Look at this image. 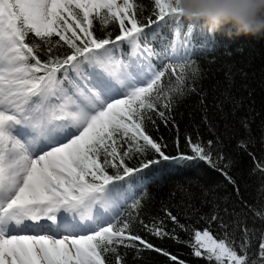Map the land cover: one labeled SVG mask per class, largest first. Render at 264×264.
Instances as JSON below:
<instances>
[{
    "label": "snow or ice",
    "instance_id": "6c2138e0",
    "mask_svg": "<svg viewBox=\"0 0 264 264\" xmlns=\"http://www.w3.org/2000/svg\"><path fill=\"white\" fill-rule=\"evenodd\" d=\"M150 3L151 10L143 0H0V264H128L121 249L170 255L134 232L133 224L178 240L175 228L144 224L138 213L121 218L117 210L131 198L122 182L161 160L204 161L239 194L219 136L206 143L186 137L191 154L170 156L147 129L156 118L167 125L179 102L199 94L200 79L199 66L190 67L188 51L178 50L175 38L160 49L149 43L158 27L172 23L179 31L178 0ZM94 21L101 28L115 23L119 34L98 38ZM187 27L191 35L195 26ZM60 42L69 50L63 55L55 51ZM125 43L127 62L115 54ZM85 65L93 71H82ZM226 77L231 81L230 72ZM223 96L218 109L230 105L234 113L240 102L228 92ZM239 146L247 149L248 142ZM150 150L157 159L127 164L134 153ZM255 171L264 195V162L257 161ZM203 195L211 208L197 222L203 228L181 224L165 209L176 227H191L193 254L214 264H264V203L246 205L261 222L257 228L235 210L221 209L214 194L210 201L208 192ZM140 206L134 199L133 211ZM64 214L79 217L82 231L58 236L53 229Z\"/></svg>",
    "mask_w": 264,
    "mask_h": 264
},
{
    "label": "trees",
    "instance_id": "16d2710c",
    "mask_svg": "<svg viewBox=\"0 0 264 264\" xmlns=\"http://www.w3.org/2000/svg\"><path fill=\"white\" fill-rule=\"evenodd\" d=\"M143 3L151 10L150 0H143ZM147 15L148 12H145V16ZM187 25L188 22L182 18L178 32L172 23L158 27L155 36L149 38V43L160 49L175 38L178 50L188 51L190 67L198 65L200 69L199 94H191L179 102L167 125L156 118V123H148L147 129L170 156H176L178 151L191 154L186 137L206 143L219 136L223 142L222 151L232 161L229 175L236 181L239 194L221 172L199 160H161L142 172L127 177L122 183L131 198L119 208L121 218H127L128 213L133 216L138 213L139 220L144 224L163 221L165 231L172 232L175 228V234L179 237L178 240L169 236L158 237L139 222H135L134 232L154 248L167 251L170 255L166 256L153 249H142L139 253L135 249H121L127 253L128 264H178L181 260L184 264H214L205 257L193 254L190 246L191 227L188 231L179 229L165 213V209H168L178 216L181 224L203 228L205 224L202 221L197 222L200 216L211 211L210 204L203 195L205 192L209 193L208 201L212 200L214 194L220 198L221 209L227 207L229 212L235 210L242 220H246L248 226L261 227V222L246 205L259 207L260 203H264V195L258 192L261 173L254 172L257 161L264 162V39L241 36L228 40L221 34L209 35L199 26H195L191 35H187ZM94 31L98 38L111 35L114 39L119 34L118 25L115 23L101 28L94 21ZM30 38L36 39L31 34ZM52 39L55 41L58 37ZM60 45L55 49L59 54L69 51L63 42ZM115 54L118 58L127 60L131 55L129 46L126 43L118 46ZM82 71L86 73L93 69L85 65ZM229 72L231 81L226 77ZM225 92L240 102L234 113L230 105H226L223 112L217 107V103L224 99ZM242 120L248 122V129L242 126ZM241 140L248 142L247 149L239 146ZM149 159H157L151 150L146 154L134 153V158L126 162L135 168ZM134 199L141 201V206L136 211L131 207ZM189 206H194L195 210ZM244 213H247L246 217ZM221 214L226 220L230 219L228 214ZM212 228L215 232L221 231L216 225H212ZM236 234L240 235L238 231ZM171 256H176L177 261H172Z\"/></svg>",
    "mask_w": 264,
    "mask_h": 264
},
{
    "label": "clouds",
    "instance_id": "9594fccd",
    "mask_svg": "<svg viewBox=\"0 0 264 264\" xmlns=\"http://www.w3.org/2000/svg\"><path fill=\"white\" fill-rule=\"evenodd\" d=\"M181 16L209 35L264 39V0H178Z\"/></svg>",
    "mask_w": 264,
    "mask_h": 264
},
{
    "label": "rangeland",
    "instance_id": "374dc122",
    "mask_svg": "<svg viewBox=\"0 0 264 264\" xmlns=\"http://www.w3.org/2000/svg\"><path fill=\"white\" fill-rule=\"evenodd\" d=\"M94 211H95V209H94ZM61 219H62L63 222H65V221L68 222L69 221L68 223H72V222L76 223L77 220H78V219H73L71 214H64V215L61 216ZM81 223H84V221H81ZM81 231H82V229H81ZM64 232H65V229L62 227V230H60V232H58L57 235L59 236V235L65 234Z\"/></svg>",
    "mask_w": 264,
    "mask_h": 264
},
{
    "label": "bare ground",
    "instance_id": "6f19581e",
    "mask_svg": "<svg viewBox=\"0 0 264 264\" xmlns=\"http://www.w3.org/2000/svg\"><path fill=\"white\" fill-rule=\"evenodd\" d=\"M61 224H63L62 219H61ZM61 224H60V225H61ZM44 227L47 228V225L45 224ZM37 230H38V229H37ZM25 231H32V229H25Z\"/></svg>",
    "mask_w": 264,
    "mask_h": 264
}]
</instances>
